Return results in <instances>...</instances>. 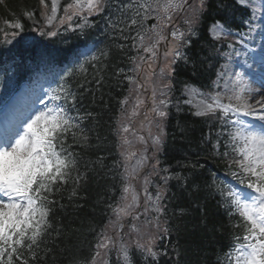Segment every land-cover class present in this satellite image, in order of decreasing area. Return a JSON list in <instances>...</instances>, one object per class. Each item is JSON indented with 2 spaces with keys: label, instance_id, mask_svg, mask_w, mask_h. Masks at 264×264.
<instances>
[{
  "label": "snow or ice",
  "instance_id": "obj_1",
  "mask_svg": "<svg viewBox=\"0 0 264 264\" xmlns=\"http://www.w3.org/2000/svg\"><path fill=\"white\" fill-rule=\"evenodd\" d=\"M39 5L48 25L57 20L64 25L75 17L82 21L75 26L81 35H87L86 29L100 28L109 43L99 54L81 53L85 59L60 76L61 83L51 90V99L63 103L30 112L0 133V264H48V259H55L57 255L68 258V264H112L113 255L115 264H160L163 257L169 256V251L157 242L173 234L176 244L166 264H207L206 259L202 262L188 258V249L180 244L181 238L188 236L199 237L193 241L196 257L217 248L214 264H264V43L257 51L249 48L244 39L254 40L253 34L259 32L264 40V0H232L231 3L229 0H70L63 6L62 17H58L60 0H50V3L39 0ZM213 6L217 15L225 14L223 22L215 20L208 29L214 51L215 44L234 35L228 26L229 19H235L240 8L247 13L240 18V26H246L247 32L239 31L237 41L244 51L235 44L228 45L232 50L230 60L240 55L244 59L237 63L240 70L230 73L232 79L225 83L223 94H205L186 83L184 94L201 99L196 104L191 98L183 103L195 109L192 115L220 122L215 142L209 133L201 137L198 148L200 144H210L215 154L220 155L221 138L227 136L223 146L230 151H225L223 156L231 177L243 187L208 186L214 188L212 197H218L217 207L228 217L227 225L214 221L207 210L208 198L202 196L204 187L198 180L199 169L204 167L199 159H189V163L179 161L180 171L171 173L168 168L159 169L160 161L156 159L153 174L159 176L161 171L168 174L160 177L163 183L157 185L154 193L147 187L151 181L144 178L141 205L133 181L139 178L148 157L137 158L135 151L124 148L131 144L127 136H122L123 172L114 174L106 164V157L96 155L103 152L104 138L96 130L101 127L102 113L110 103L113 81L135 85L133 91H146V85H151L149 111L153 120L149 123L155 122L157 132L152 135L150 131L149 135L153 155L163 151L172 103L169 95L174 91L172 81L180 63L185 69L190 68L193 76L203 63L199 53L193 54L191 49L194 40L200 37L204 17ZM25 15L32 19L34 12L27 11ZM91 17L97 19L90 21ZM11 27L15 39L23 31V25L16 22ZM40 32L50 37L58 34L57 31ZM162 46L164 63L157 72L153 65L160 59ZM125 62L132 65L128 72L135 73L134 76L128 75L121 66ZM86 65L93 69L91 78ZM223 75L217 74L218 78ZM245 77H258L262 87H251ZM73 79L75 85L69 82ZM223 98L228 102L224 103ZM40 103L44 101L41 99ZM127 103V97L120 101L122 106ZM142 103L138 94L131 116L139 115ZM174 107L177 113L183 111L179 102ZM176 127L181 138L187 140L186 127L179 121ZM118 131L128 133L129 127L121 123ZM89 132L94 133L95 142ZM140 139L143 141V137ZM188 144L191 149L192 141L188 140ZM74 145L79 147V152ZM192 155L199 157V152ZM133 159L135 164L131 163ZM117 178L121 181L120 199L115 205H107L115 219L109 216L108 224L99 232L90 227L95 233V243L91 245L89 257H70L69 245L80 229L65 224L68 210H83L80 192L87 190L90 182L99 186ZM170 181H175V192ZM68 185L71 191L68 203L64 204L60 202L62 195L59 199L55 197L67 190ZM141 206L142 212L138 211ZM58 212L62 215L58 216ZM218 237L227 241V250H220Z\"/></svg>",
  "mask_w": 264,
  "mask_h": 264
},
{
  "label": "trees",
  "instance_id": "obj_2",
  "mask_svg": "<svg viewBox=\"0 0 264 264\" xmlns=\"http://www.w3.org/2000/svg\"><path fill=\"white\" fill-rule=\"evenodd\" d=\"M231 3L232 0H229ZM40 5L38 0H4L0 3V22L1 20H16L18 19L24 26L25 31H29V20L26 19L25 13L27 11L34 12V16L38 17L40 13ZM247 13L244 9L240 8L235 13V19H229V27L233 30H241V26L237 23L236 19H239L246 15ZM225 14H216V10L213 8L204 17L203 25L200 31L199 39L194 40L193 47L191 49L193 54L199 53L200 60L203 61L202 64L198 65V71L195 76L192 75L191 69H185L183 64H179L177 67V72L175 74V79L172 81L174 92H179L182 87L187 84H193L197 87H207L209 81L213 77L214 71V50L213 42L209 39L207 30L208 27L214 23L215 20H221L223 22ZM88 38L97 37L101 38L98 33L93 36H86ZM109 43V39H105L101 46L102 50L106 44ZM28 49V50H25ZM67 48L61 46L59 40L50 41L48 44L33 43L29 47L21 46V48L15 49L13 52H8L7 54H13L20 57L22 60H41L46 59L48 56L54 53H62L66 51ZM115 62V61H114ZM128 63L125 62L121 66L127 67ZM111 71V68L108 69ZM93 73V69L89 70V78ZM113 87L109 93L111 100L107 108L104 109L100 124L101 127L96 131L103 139V152L96 153V155H104L106 157V164L108 167L112 168L114 174L116 172H121V165L119 164L118 157V147L116 139L114 137V128L116 115L120 107V100L123 97L126 89V82L123 81L117 84L115 81L112 82ZM108 91L107 89L105 90ZM177 101V100H176ZM183 111L177 113L176 110H170V116L167 122L166 131L168 133L167 143L160 155L161 164L169 169L170 172L180 171L179 161L183 163H189V159L195 160L199 159L200 163L204 165L202 169H199L200 175L198 180L204 187L202 196H207V210L212 215V219L216 222L228 224V217L224 213V210L217 207V199H213L212 192L214 188H209V185L217 186L216 180L218 175L226 171L230 173V169L227 167V161L223 156L225 149L221 146L219 149L220 155L215 154L212 150L210 144H200L199 148L196 146L202 136H206L208 131V121L202 118H196L192 116L186 107L181 106ZM177 121L181 125H184L187 129L186 135L187 140H183L176 127ZM89 127H92L89 125ZM89 136L93 137L94 133L89 132ZM188 140L192 141L191 149H189ZM212 142L214 143V137L212 136ZM70 143V141H69ZM74 149L79 152L78 146H73ZM202 149V150H201ZM227 151V150H226ZM199 152V157L193 156L192 153ZM188 159H185V156ZM95 159V155L92 156ZM213 174H215L213 176ZM172 186V191L175 192V181H170ZM67 190H63L55 198L59 199L63 196L61 203H68V195L71 191V185L66 186ZM80 196L83 197L79 202L84 204L85 207L80 212H75L69 209V214L65 218V224H69L74 229H80V231L73 237V240L69 247L71 248L70 257H76L78 259H83L91 255V245L95 243V233L91 232L90 227H95L96 231L99 232L106 224H108L109 216L115 219L110 208L107 207L108 204L115 205L121 196V181L119 178L116 180H107L101 183L99 186L96 182H90L87 190H81ZM93 209H95L93 211ZM62 214L58 212V216ZM144 218L141 217V220ZM125 232L128 231L127 227L124 229ZM228 229H225L227 232ZM198 236H188L186 238H181L180 244L188 249V258L190 260L200 259L202 262L206 259L207 264H214L216 259L217 248L213 247L209 249L206 253H201L200 257H196L193 253L195 244L193 241L198 240ZM219 248L221 251L227 250L228 243L223 237H218ZM161 248H167L169 251V256L163 257L160 264H166L170 257H172L171 249L176 244V236L173 234L171 237L164 238L157 242ZM63 250V245L61 246V251ZM69 257V258H70ZM48 264H68V258L63 255L55 256V259H48ZM112 264H115V256L112 257Z\"/></svg>",
  "mask_w": 264,
  "mask_h": 264
},
{
  "label": "rangeland",
  "instance_id": "obj_3",
  "mask_svg": "<svg viewBox=\"0 0 264 264\" xmlns=\"http://www.w3.org/2000/svg\"><path fill=\"white\" fill-rule=\"evenodd\" d=\"M49 3H50V0H49ZM60 4H61V0H60ZM64 15V12H63V8L62 9H60L59 10V12H58V17H62ZM92 18H95V17H91V18H89L90 19V21H91V19ZM69 23L71 24V27H69ZM69 23H65L64 25H60L59 24V22H58V20L57 21H54V23H53V25L52 26H54V28L53 29H51V30H46L45 32H48V31H57V33L58 32H61V33H64V32H68V31H71V30H73V29H76L75 28V26H76V24L77 23H79V19L78 18H73V20L71 21V22H69ZM82 23V22H81ZM0 25H4V26H6L7 28H12L11 27V24H10V22H6V21H3V22H1L0 23ZM45 26H46V28H52V26H50V25H48L47 23L45 24ZM76 30H79V29H76ZM257 33H259V32H257ZM257 33H255V34H253L254 35V37H255V35L257 34ZM259 35V34H258ZM246 41H248L250 44H253V40H248V38L246 37ZM260 42H261V40H260ZM262 43V42H261ZM226 53H227V55L225 56V62L224 63H222L220 66H219V68H218V71H217V74L218 73H224V75L221 77V78H218V76L216 75V79L214 80V81H216V84L213 86V90H215V92H213L212 94L214 95L216 92H221L222 94H223V92H224V90H225V83L226 82H228V81H230L231 79H232V77H231V75H230V73L233 71V70H236V71H238V70H240V68L239 67H237V66H235V65H237V63L240 61H243V59H244V56L243 55H240V56H235L234 57V59H232V60H230L229 59V56L230 55H232V52H231V49L228 47V45H227V47H226ZM238 49V48H237ZM240 50V49H239ZM242 52V51H241ZM84 53H88V52H84ZM214 57H215V55H214ZM232 63V64H231ZM229 65H231V67H229ZM234 68V69H233ZM245 79L248 81V83H249V85L251 86V87H253V88H261L262 87V85H261V83H260V80H259V78L257 77L256 79H252V78H249V77H245ZM218 85V86H217ZM140 91H142V92H145L144 91V89H140ZM152 91V90H151ZM182 97H183V101L184 100H186V99H189V98H191L192 100H193V104H196V103H199V101H200V96H193V97H189L188 95H186V94H184V90H183V93H182V95H181ZM150 98H151V94H145V95H143V97H142V101H143V103L139 106V108H138V112L139 113H142V111L145 109V112H146V115L148 116V119H145V115H143V116H140V117H134L133 118V120H132V122H133V128L135 129V130H137V131H139V132H142V130H143V128L144 127H151L154 131L156 130V127H155V122L153 121L151 124L149 123V121H152L153 120V114L149 111L150 109H147V108H145V103L147 102V101H149L150 100ZM209 102H211L210 101V99H209ZM223 102L224 103H227L228 101H227V99L226 98H223ZM250 103H252V101H250ZM182 104H184V103H182ZM185 105V104H184ZM186 106H188V107H190V108H192L190 105H186ZM193 109V111H195V109L194 108H192ZM126 122H124L123 124H125ZM145 130H147V128H145ZM129 132H130V130H129ZM128 132V133H129ZM128 133H122V135L123 136H127V138L129 139V134ZM137 136H139V138H138V140H140V143H141V139H140V137H142L141 135H138L137 134ZM130 140V139H129ZM131 141V140H130ZM132 142V141H131ZM135 142V141H134ZM139 143V144H140ZM126 146V145H125ZM135 147H136V144H133V145H129V146H127V149L129 150V151H135ZM137 147H139V146H137ZM147 147H148V145H147ZM153 149V148H152ZM145 152H146V149H140V154L142 155V156H144L143 154H145ZM153 152H154V149H153V151H152V153H151V155H153ZM157 159V154L154 156L153 155V157H152V160H151V164L153 165L154 163H155V160ZM145 163H146V161H145ZM145 166V165H144ZM144 168V167H143ZM146 177H148L149 178V175L148 176H146ZM151 184V182L147 185V187H149V185ZM154 186V185H153ZM145 187V185H144V179H143V188ZM155 187V186H154Z\"/></svg>",
  "mask_w": 264,
  "mask_h": 264
}]
</instances>
